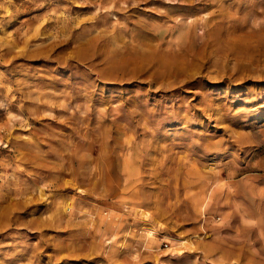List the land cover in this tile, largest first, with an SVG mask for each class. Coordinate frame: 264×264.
Instances as JSON below:
<instances>
[{"label":"rangeland","instance_id":"374dc122","mask_svg":"<svg viewBox=\"0 0 264 264\" xmlns=\"http://www.w3.org/2000/svg\"><path fill=\"white\" fill-rule=\"evenodd\" d=\"M0 264H264V0H0Z\"/></svg>","mask_w":264,"mask_h":264},{"label":"bare ground","instance_id":"6f19581e","mask_svg":"<svg viewBox=\"0 0 264 264\" xmlns=\"http://www.w3.org/2000/svg\"><path fill=\"white\" fill-rule=\"evenodd\" d=\"M209 199V198H208ZM208 201V200H207ZM207 201L205 202V206H206V204H207Z\"/></svg>","mask_w":264,"mask_h":264}]
</instances>
